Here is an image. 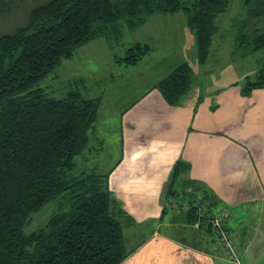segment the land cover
I'll use <instances>...</instances> for the list:
<instances>
[{
    "label": "trees",
    "instance_id": "trees-1",
    "mask_svg": "<svg viewBox=\"0 0 264 264\" xmlns=\"http://www.w3.org/2000/svg\"><path fill=\"white\" fill-rule=\"evenodd\" d=\"M246 5L235 51L241 57L264 51V0H246ZM229 6V0H48L30 10L24 25L0 36V264H122L135 252L127 250L124 235L134 221L112 197L107 177L69 178L75 158L89 145L101 99L78 91L54 98L39 82L80 46L100 37L119 44L124 28L133 31L159 14L186 15L199 62L205 63L217 18ZM7 10L8 3L0 2V13ZM151 51L138 43L116 62L136 66ZM259 63V70L238 85L243 97L264 89V57ZM191 74L190 65L181 64L155 88L178 106L193 89ZM190 170L184 160L173 166L161 220L168 216L173 226L205 227L215 236L213 244H220L207 195ZM61 195L65 202L46 226L25 234L31 215ZM191 238L189 244H196Z\"/></svg>",
    "mask_w": 264,
    "mask_h": 264
},
{
    "label": "crops",
    "instance_id": "crops-1",
    "mask_svg": "<svg viewBox=\"0 0 264 264\" xmlns=\"http://www.w3.org/2000/svg\"><path fill=\"white\" fill-rule=\"evenodd\" d=\"M190 37L197 53L196 37ZM143 39L135 44L149 45L152 51L131 66L138 68L133 73L136 76L164 54V43L151 45ZM182 63L168 64L165 71L155 72L152 82L146 80L149 90L129 107L118 109L119 146H110L109 166H104V174L99 175L107 177L112 197L133 219L134 228L146 230L153 223L157 225L147 233L149 238H137L131 250L137 249L122 264H240L230 261L218 243L212 248L209 244L191 245V234L187 243L169 234L175 233L170 229L175 226L168 216L164 220L161 217L171 172L179 160L190 163L189 176L202 186L206 207L210 206L213 215L224 211L231 214V221L224 226L232 236L233 248H241V264H264V89L243 97L238 83L217 88L216 92L214 87L197 85L178 106H171L155 84ZM105 77L95 82L97 91L102 87L92 97L100 98L101 103L108 96L114 97V91L120 88L119 84L114 86L120 81L114 73ZM99 143L103 142H90L86 149L97 158L105 154ZM100 163L88 167L91 174L101 168ZM79 165L76 163L75 169ZM164 225L167 233L162 232ZM239 235L244 238L237 244Z\"/></svg>",
    "mask_w": 264,
    "mask_h": 264
},
{
    "label": "rangeland",
    "instance_id": "rangeland-1",
    "mask_svg": "<svg viewBox=\"0 0 264 264\" xmlns=\"http://www.w3.org/2000/svg\"><path fill=\"white\" fill-rule=\"evenodd\" d=\"M46 1L48 0H0L1 3H8L10 7L7 12L0 13V36L24 25L30 10ZM229 1L230 6L227 12L217 18L218 32L214 36L209 57L205 63L199 62L198 52L196 53L192 49L195 45L193 38L196 36L195 32L186 25V15L183 12L180 14H159L148 18L133 31L124 28L119 44H112L105 37H100L80 46L74 51L72 58L63 60L57 68L39 82V87L47 88L49 96L54 98H64L69 92L78 91L84 98L91 99L96 92H101L102 85L97 91L98 85L95 84L98 79L107 77L110 73H114V77L120 78V81L114 85L117 88L119 84V90L114 91V97L108 96L107 101L103 99L97 121L89 133L91 144L94 145L97 139L103 142L98 145L103 147L105 154L97 158L96 155H90L89 151L85 150L75 158V162L82 167L79 165L77 169H74L69 178L84 177L91 174L93 171L88 170V167L98 165L97 161H101V168L97 169L95 174H104L105 171L102 169L109 166L107 160H110L108 156L112 151L110 146L114 148L115 144V149L119 146L118 131L121 125V113L118 109L129 107L142 93H146L149 90L145 85L146 80L152 82L153 80H150L156 75L155 72L165 71L163 68L166 65H175L179 62L189 64L192 69L194 87L197 85H201L202 88L206 86L209 89L214 87L215 92L218 90L217 88H226L231 83L240 85L245 82L246 76L252 77L259 70V62L264 57V51L246 57L235 54L237 35L240 31L239 26L247 12L246 0ZM165 20L168 22H164ZM183 21L185 25L182 26ZM191 34L193 45L191 44ZM143 38L149 40L151 45L164 43L165 45L161 48L164 54L160 60H153L152 66L147 69L144 67V70L136 76L133 73L138 68L117 64L116 59L125 57L126 49L139 41L144 42ZM106 86L108 85L106 84ZM64 199L61 195L33 213L29 223L24 227L25 234L44 228L51 216L62 208ZM156 226L153 223L146 230H144L145 227L138 229L133 226L125 227L124 235L127 250L136 244L138 237L149 238L151 235L147 233L155 229ZM165 227L166 225L163 226L162 232L167 233L169 230ZM172 228L170 229L175 230V233L169 232V234L174 239L178 236L177 241L188 239L189 233L197 239L199 245L204 247L208 245L207 241H209L210 248L215 242V236L205 227H202V230H192L188 226ZM241 238H244V235H239L237 244L242 241ZM239 249L236 251L234 247L236 258L229 257V260L241 264V248L239 247Z\"/></svg>",
    "mask_w": 264,
    "mask_h": 264
},
{
    "label": "built area",
    "instance_id": "built-area-1",
    "mask_svg": "<svg viewBox=\"0 0 264 264\" xmlns=\"http://www.w3.org/2000/svg\"><path fill=\"white\" fill-rule=\"evenodd\" d=\"M200 197V196H199ZM199 200L201 198H198ZM185 210L187 209L186 206H184ZM232 216L229 212L224 211L215 214L212 219L210 220L212 230L216 233L218 242L223 247L226 256L231 257L233 259L236 258V254L233 248V242L231 235L225 230L224 224L226 222L231 221Z\"/></svg>",
    "mask_w": 264,
    "mask_h": 264
}]
</instances>
